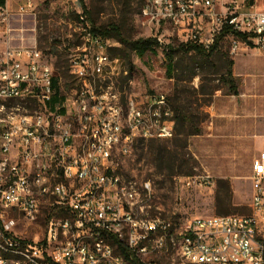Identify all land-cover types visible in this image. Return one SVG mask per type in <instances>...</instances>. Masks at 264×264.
Returning a JSON list of instances; mask_svg holds the SVG:
<instances>
[{
	"label": "built area",
	"instance_id": "2783aa9c",
	"mask_svg": "<svg viewBox=\"0 0 264 264\" xmlns=\"http://www.w3.org/2000/svg\"><path fill=\"white\" fill-rule=\"evenodd\" d=\"M141 2L144 17L172 23L184 42L210 49L227 24L233 52L242 43L237 32L264 52V11H241L238 0ZM35 8L29 0L18 12ZM79 22L68 90L37 45L8 38L0 48V264H133L122 245L137 264H264V150L253 161L248 214L198 215L185 226L150 216V183L142 190L125 179L116 159L139 140L172 138L175 111L163 93L114 90L121 58L84 15ZM56 78L65 100L54 109ZM186 181L214 185L211 175ZM45 210L44 232L34 231Z\"/></svg>",
	"mask_w": 264,
	"mask_h": 264
},
{
	"label": "rangeland",
	"instance_id": "374dc122",
	"mask_svg": "<svg viewBox=\"0 0 264 264\" xmlns=\"http://www.w3.org/2000/svg\"><path fill=\"white\" fill-rule=\"evenodd\" d=\"M27 1L6 2L0 48L8 38L13 45H37L63 71L65 90L75 85L66 83L70 53L80 43L77 25L81 13L96 27L118 28L130 42L159 36L165 41L143 56L127 48L119 56L120 74L111 83L122 96L163 93L175 111L172 138L139 140L129 153L116 159L125 179L138 180L142 190L150 183L151 196L143 191L150 216L185 226L198 215L250 212L252 165L264 148V52L241 39L233 52L232 36L227 35L215 55L204 59L182 47L187 43L182 40L184 34L172 23L158 24L144 17L141 0H31L35 12L20 14L19 6ZM257 5L263 8L264 0ZM113 35L110 51L115 56L113 48L126 45L115 32ZM169 53L173 57L171 74L167 71ZM231 61L237 93L225 79ZM54 89L57 93L49 106L55 109L65 96L56 79ZM195 175H211L214 185H188L186 177ZM47 212L32 227L34 231L44 232Z\"/></svg>",
	"mask_w": 264,
	"mask_h": 264
},
{
	"label": "trees",
	"instance_id": "16d2710c",
	"mask_svg": "<svg viewBox=\"0 0 264 264\" xmlns=\"http://www.w3.org/2000/svg\"><path fill=\"white\" fill-rule=\"evenodd\" d=\"M0 3L5 5L6 1L5 0H0ZM81 15H83L82 13L78 15V19L81 20ZM98 31H100L103 36L105 38H109L113 37L116 34V36H118L119 40L126 45V47L122 48V47H115L113 48L116 52L114 53L116 56H122L126 54V49L127 48H131L133 50H135L140 56H143L146 52L147 49L149 48H153L154 46L159 44V41L157 38H145V39H139L133 42H130L128 40H126L122 35L121 32L118 30V28H115L113 31L111 28H106V29H102V28H97ZM231 33V27L229 25H224L222 30L220 31V33L217 35L215 43L213 44V46L210 49H206L203 46L194 43V42H187L186 44L183 43L182 47L184 49H186L187 51H194L198 56L209 60L211 57H213L215 55V53L217 52L219 46H220V42L221 40L226 37L227 35H230ZM236 35L244 42H246L249 45H253V41L249 38V34L245 33V32H237ZM170 51V50H169ZM170 55V61H169V66L167 71L171 74V72L173 71V65H172V61H173V57L171 56V53H169ZM128 57H130V55H128ZM123 58V57H122ZM233 62L231 61L229 64V68H228V72H227V76H226V82L230 85V88L232 89V91L234 93L238 92V87H237V83H236V79L235 76L233 74ZM59 72V74L63 77V71H61L60 69L57 70ZM67 80L69 82L66 83V85H70V84H75L76 80L73 78V76L67 72ZM56 81H58V78H56ZM185 118H187V116H184ZM178 121H180V119H177ZM230 183L227 182L226 183V194L229 195V191H230ZM221 201V200H220ZM219 214H225V212L222 211H218ZM121 249L123 251V253L126 255V257L131 260L133 262V264H137V261L135 258H133L130 254V252L127 250V248L125 246H121Z\"/></svg>",
	"mask_w": 264,
	"mask_h": 264
},
{
	"label": "crops",
	"instance_id": "0c3cea01",
	"mask_svg": "<svg viewBox=\"0 0 264 264\" xmlns=\"http://www.w3.org/2000/svg\"><path fill=\"white\" fill-rule=\"evenodd\" d=\"M5 1L7 2L9 0H5ZM223 1H230V0H223ZM238 2L240 4V10L241 11H246V12L247 11H255V10L256 11H264V7L263 8L258 7V5H257L258 0H238ZM262 150H264V148Z\"/></svg>",
	"mask_w": 264,
	"mask_h": 264
}]
</instances>
